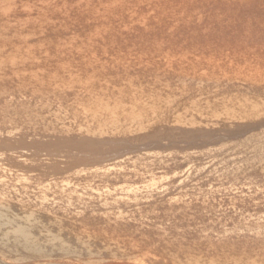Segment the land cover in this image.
<instances>
[{
	"label": "rangeland",
	"instance_id": "rangeland-1",
	"mask_svg": "<svg viewBox=\"0 0 264 264\" xmlns=\"http://www.w3.org/2000/svg\"><path fill=\"white\" fill-rule=\"evenodd\" d=\"M156 1L170 3L160 13L134 6L130 15L136 22L144 18L143 26L148 18L181 16L180 29L169 22L164 31L178 34L179 42L189 43L191 35L200 43L264 54V0ZM134 24L126 28L132 38L162 39ZM200 84L192 79L181 86ZM50 101L63 131L0 111L2 213L53 219L61 229L89 236L103 252L27 263L0 255V264H179L180 247L264 243L263 126L188 113L183 119L189 124L116 135L114 128L77 120L66 111L65 99Z\"/></svg>",
	"mask_w": 264,
	"mask_h": 264
},
{
	"label": "bare ground",
	"instance_id": "bare-ground-1",
	"mask_svg": "<svg viewBox=\"0 0 264 264\" xmlns=\"http://www.w3.org/2000/svg\"><path fill=\"white\" fill-rule=\"evenodd\" d=\"M55 1L0 0L3 115H24L60 132L58 107L50 100L62 98L77 120L114 128L116 135L148 132L159 124H189L183 119L188 113L264 127V54L258 49L200 43L191 35L189 43H182L178 34L164 33L169 22L180 29L181 16L171 21L148 18L143 26L144 18L136 22L130 15L134 6L160 13L170 2ZM134 23L162 39L132 38L126 28ZM192 79L201 84L181 86ZM24 96L36 99L17 101ZM37 99L42 105H36ZM2 208L0 255L5 258L27 263L36 257L103 252L76 229H61L53 225L55 220L34 213L3 214ZM178 251L184 254L179 264H264V243L196 244Z\"/></svg>",
	"mask_w": 264,
	"mask_h": 264
}]
</instances>
